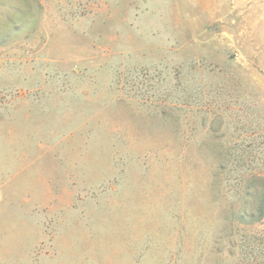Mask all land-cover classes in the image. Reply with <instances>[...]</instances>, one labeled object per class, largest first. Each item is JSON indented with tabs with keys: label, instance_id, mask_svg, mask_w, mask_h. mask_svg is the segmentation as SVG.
Instances as JSON below:
<instances>
[{
	"label": "rangeland",
	"instance_id": "rangeland-1",
	"mask_svg": "<svg viewBox=\"0 0 264 264\" xmlns=\"http://www.w3.org/2000/svg\"><path fill=\"white\" fill-rule=\"evenodd\" d=\"M0 264H264V0H0Z\"/></svg>",
	"mask_w": 264,
	"mask_h": 264
}]
</instances>
